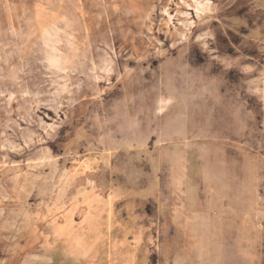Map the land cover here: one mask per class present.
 Returning a JSON list of instances; mask_svg holds the SVG:
<instances>
[{
  "label": "rangeland",
  "instance_id": "1",
  "mask_svg": "<svg viewBox=\"0 0 264 264\" xmlns=\"http://www.w3.org/2000/svg\"><path fill=\"white\" fill-rule=\"evenodd\" d=\"M91 263L264 264V0H0V264Z\"/></svg>",
  "mask_w": 264,
  "mask_h": 264
},
{
  "label": "bare ground",
  "instance_id": "2",
  "mask_svg": "<svg viewBox=\"0 0 264 264\" xmlns=\"http://www.w3.org/2000/svg\"><path fill=\"white\" fill-rule=\"evenodd\" d=\"M85 198H86V197H85ZM93 199H94V198H93ZM90 201H91V200H90ZM103 202H104V201H103ZM97 203H98V202H97ZM104 203H105V202H104ZM107 203H108V202H107ZM85 206H86V205H85ZM100 207H101V206H100ZM93 208H94V207H93ZM102 208H103V207H102ZM87 209H88V211H89V208H87ZM95 209H96V208H95ZM96 210H97V209H96ZM105 210H107V209H105ZM109 210H110V209H109ZM97 211H98V210H97ZM93 212H94V211H93ZM89 213H90V211H89ZM101 213H102V212H101ZM101 213H100V214H101ZM100 214H99V215H100ZM102 215H103V214H102ZM89 216H90V215H89ZM86 217H87V216H86ZM86 217H85V218H86ZM97 217H98V216H97ZM102 218H103V217H102ZM69 219H70V217H69ZM69 219H68V220H69ZM68 220H66V222H67ZM66 222H65V224H66ZM99 223H100V222H99ZM101 223H102V222H101ZM67 224H68V223H67ZM70 224H71V223H70ZM104 224H105V223H104ZM105 225H106V224H105ZM65 227H66V226H65ZM58 228H59V227H58ZM58 228H57V229H58ZM62 228H64V226H63ZM67 228H68V227H67ZM67 228H66V229H67ZM59 229H60V228H59ZM64 229H65V228H64ZM64 229H63V230H64ZM57 231H58V230H57ZM60 232L62 233V231H60ZM60 232H59V233H60ZM56 233H57V232H56ZM56 233H55V235H56ZM58 236H59V235H58ZM60 237H61V236H60ZM64 238H65V237H64ZM57 239H58V237H57ZM67 241H68V240H67ZM69 242H70V241H69ZM70 246H71V245H70ZM70 246H68V247H70ZM79 246H80V245H79ZM81 246H82V245H81ZM82 247H83V246H82ZM70 248H71V247H70ZM70 248H69V249H70ZM67 249H68V248H67ZM75 249H76V248H75ZM71 250H72V249H71ZM89 250H91V249H89ZM68 251H69V250H68ZM87 251H88V250H87ZM87 251H85V252H87ZM70 252H71V251H70ZM66 255H67V254H66ZM69 255H70V254H69ZM87 255H88V254H87ZM69 259H70V258H69ZM91 259H92V257H91ZM72 260H73V259H72ZM65 261H66V259H65ZM74 262H75V261H74ZM82 262H83V261H82ZM91 264H92V263H91ZM95 264H96V263H95Z\"/></svg>",
  "mask_w": 264,
  "mask_h": 264
}]
</instances>
